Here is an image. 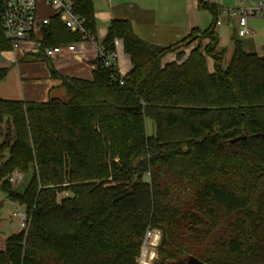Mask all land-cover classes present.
Instances as JSON below:
<instances>
[{
	"label": "trees",
	"instance_id": "1",
	"mask_svg": "<svg viewBox=\"0 0 264 264\" xmlns=\"http://www.w3.org/2000/svg\"><path fill=\"white\" fill-rule=\"evenodd\" d=\"M198 1L211 26L171 47L111 24L102 47L113 53L122 40L133 66L123 85L99 58L92 80L51 72L66 100L0 99V122L15 135L2 145L0 191L29 219L0 264H139L148 230L162 233L160 250L175 264H264V56L236 41L225 64L221 7ZM73 2L94 36L93 0ZM41 33L49 47L81 41L58 19ZM168 54L176 59L163 63ZM7 73L0 68V82ZM15 170L25 177L17 188Z\"/></svg>",
	"mask_w": 264,
	"mask_h": 264
},
{
	"label": "crops",
	"instance_id": "2",
	"mask_svg": "<svg viewBox=\"0 0 264 264\" xmlns=\"http://www.w3.org/2000/svg\"><path fill=\"white\" fill-rule=\"evenodd\" d=\"M221 9H234L242 3L250 4L260 0H212ZM231 1L232 5H229ZM93 14L95 20L96 43H74L75 52L67 50L61 55L48 59L42 54L43 62L26 63L24 53H0V68L8 70L7 76L0 82V99L18 100L24 102L45 103L53 92H58L59 98L61 81L54 78L52 71L60 76L92 80L93 71L98 67L99 48H101L111 24L115 21L129 22L135 35L151 46L167 48L174 46L194 32L203 33L211 26L213 17L207 10H202L198 0H93ZM221 25L217 26L220 47L232 54L236 41H242L248 53H264V10L255 17H251L248 26L251 34L242 38L239 34L238 18H230L221 11L219 16ZM222 40L228 41L226 43ZM193 43L185 50L188 55L197 47ZM230 47V50H228ZM115 53L119 75L126 77L132 71L129 56L125 53L122 40H116ZM34 56V55H32ZM40 58V57H39ZM175 54H168L163 63L172 62ZM210 71L213 62L209 60ZM152 128V124L150 125ZM153 130V129H152ZM152 134V131L149 132ZM7 241V240H6Z\"/></svg>",
	"mask_w": 264,
	"mask_h": 264
},
{
	"label": "built area",
	"instance_id": "3",
	"mask_svg": "<svg viewBox=\"0 0 264 264\" xmlns=\"http://www.w3.org/2000/svg\"><path fill=\"white\" fill-rule=\"evenodd\" d=\"M0 6L3 34L14 54L19 52L25 55L42 54L48 59L59 56L66 50L73 54L75 52L74 44L57 47H49L44 44L41 31L50 26L54 19H58L70 33L80 36V42L96 43L95 37L86 28V21L76 12L73 0H0ZM263 10L264 0L252 1L250 4L242 3L240 7L234 9H221L230 18H238L239 34L242 38L252 33L248 26L249 19L260 15ZM219 25H221L220 21L217 22V26ZM99 58L102 59L104 67L111 71V78L123 85L125 77L119 75L116 53H108L101 46ZM23 178V174L15 170L9 177V183L13 187H17L23 182ZM14 216L19 218L20 227L27 231L28 216L21 212V207L18 205ZM160 236L159 231L148 230L143 246L149 242L152 245L157 244ZM151 259H153V255Z\"/></svg>",
	"mask_w": 264,
	"mask_h": 264
},
{
	"label": "rangeland",
	"instance_id": "4",
	"mask_svg": "<svg viewBox=\"0 0 264 264\" xmlns=\"http://www.w3.org/2000/svg\"><path fill=\"white\" fill-rule=\"evenodd\" d=\"M229 2V1H228ZM229 5H225L226 7H229L232 5L231 1L229 2ZM222 42L226 43V41L222 40ZM228 43V41H227ZM226 43V45H227ZM202 48L204 51V47H205V42L202 44ZM230 50V47H228ZM229 53H227L226 57H225V64H228L230 59H231V54L230 51H228ZM261 56H264V53H259ZM175 59H173L174 61ZM25 61L26 63H31L33 61H38V62H43L44 59L43 58H39V55H30V56H25ZM60 93H64L65 95V91L60 88ZM52 98H59L58 97V92L55 91L53 92V94L51 95V97H49L48 101ZM67 96L65 97L64 100H66ZM152 123L148 122V132L152 131V128L150 127ZM15 139V135H14V131L9 127V122L7 119H5L3 122H0V167L5 159V157L8 155V148H3L2 145L3 143H9V142H13ZM24 177V175H23ZM25 177L23 178V182L20 184L22 185L24 183ZM20 185H18L17 187H19ZM14 187V188H17ZM71 196L69 193H63L59 196V200ZM19 206V205H18ZM21 207V206H19ZM16 208L17 205L15 203L10 202L9 200L6 199V196L3 192L0 191V250L4 249L6 240L11 237L12 235L18 234L21 231H24L21 227H20V220L19 218L14 216V213L16 212ZM21 212L26 214V209L24 207H21ZM154 231V230H153ZM158 232V231H156ZM161 234V238L158 241L157 244L152 245L150 242L143 246V250H142V254L141 257L139 259V264H167V263H172L175 264L174 261L165 259L166 254L163 253V251L160 250V245H161V239H162V233ZM153 255V259H151V256ZM182 259L184 260V257H182ZM189 258H187L185 261L186 262ZM246 264H258L257 262H246Z\"/></svg>",
	"mask_w": 264,
	"mask_h": 264
},
{
	"label": "water",
	"instance_id": "5",
	"mask_svg": "<svg viewBox=\"0 0 264 264\" xmlns=\"http://www.w3.org/2000/svg\"><path fill=\"white\" fill-rule=\"evenodd\" d=\"M179 264H204V263L200 261L198 258L191 256L186 262Z\"/></svg>",
	"mask_w": 264,
	"mask_h": 264
}]
</instances>
